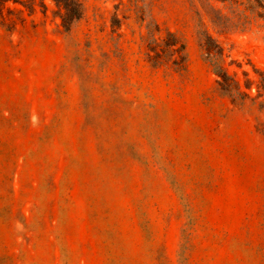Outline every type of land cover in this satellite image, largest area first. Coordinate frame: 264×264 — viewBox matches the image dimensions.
I'll use <instances>...</instances> for the list:
<instances>
[{
  "label": "rangeland",
  "instance_id": "obj_1",
  "mask_svg": "<svg viewBox=\"0 0 264 264\" xmlns=\"http://www.w3.org/2000/svg\"><path fill=\"white\" fill-rule=\"evenodd\" d=\"M23 1L0 5V264H264V94L243 72L264 75V22L82 0L66 31L53 0ZM157 23L185 69L147 60ZM202 31L251 97L220 87Z\"/></svg>",
  "mask_w": 264,
  "mask_h": 264
},
{
  "label": "trees",
  "instance_id": "obj_2",
  "mask_svg": "<svg viewBox=\"0 0 264 264\" xmlns=\"http://www.w3.org/2000/svg\"><path fill=\"white\" fill-rule=\"evenodd\" d=\"M24 2L23 0H0V5L4 7L8 2ZM34 1V0H29ZM58 7L59 16L62 19V26L66 31H70L72 23L78 20L83 12L84 5L82 0H53ZM229 2L236 12L237 18L234 21L236 25H246L256 20L264 22V0H220ZM142 0H136L133 5L134 10L139 12L142 7ZM132 8V7H131ZM130 8V9H131ZM4 19L3 13H0ZM113 26L120 19L117 12L112 19ZM201 42L203 55L212 70L218 77L217 82L220 87L228 93L234 101L243 102L251 97L249 91L245 90L243 84L236 72H231L226 65V53L223 45L207 31H202ZM147 46V60L153 67L165 66L175 71L185 69L186 44L183 38L175 31L163 29L158 23L148 28V33L144 37ZM253 70L259 77L250 76L249 72L243 71L246 75L245 86L251 90L253 85L257 87V97L264 94V75L250 63ZM242 66V63H238ZM259 72V73H258Z\"/></svg>",
  "mask_w": 264,
  "mask_h": 264
}]
</instances>
